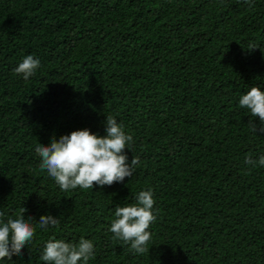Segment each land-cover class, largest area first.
<instances>
[{"label":"trees","instance_id":"1","mask_svg":"<svg viewBox=\"0 0 264 264\" xmlns=\"http://www.w3.org/2000/svg\"><path fill=\"white\" fill-rule=\"evenodd\" d=\"M27 55L41 64L24 80ZM251 87L264 92V0H0V220L23 207L35 227L0 264H44L47 241L81 238L88 264H264V167L245 163L264 133L239 106ZM108 116L133 137V175L61 191L37 143L104 136ZM149 189L156 220L137 254L109 228ZM45 215L59 224L41 229Z\"/></svg>","mask_w":264,"mask_h":264},{"label":"clouds","instance_id":"2","mask_svg":"<svg viewBox=\"0 0 264 264\" xmlns=\"http://www.w3.org/2000/svg\"><path fill=\"white\" fill-rule=\"evenodd\" d=\"M251 6V0H243ZM256 44H249V50H255ZM41 61L33 55H27L14 69V73L24 80L36 74ZM239 106L249 110L252 117H259L264 133V92L258 87H251L239 98ZM248 126L254 133L256 126L249 120ZM104 136L93 134L88 129L76 130L57 139L50 137L47 146L37 143L36 154L40 157L39 168L46 170L61 191L93 189V186H111L120 183L133 175V168L138 164V158H132L128 163L125 150L133 141V137L123 130L120 123L112 116L104 121ZM245 163L264 167V155L253 159L249 154ZM155 201L153 192L140 191L135 204L116 207L115 219L109 231L113 238L130 245V250L143 254L151 239L148 231L150 225L156 220L153 212ZM25 208L20 209L16 218L6 221L0 220V261L11 260L13 255H20L34 238L35 227L32 218H24ZM4 213L0 212V216ZM41 229L55 227L59 224L58 218L51 215L41 216L36 223ZM94 246L90 240L81 238L78 243L65 242L59 239H50L43 247L39 257L44 264H88L93 258Z\"/></svg>","mask_w":264,"mask_h":264}]
</instances>
